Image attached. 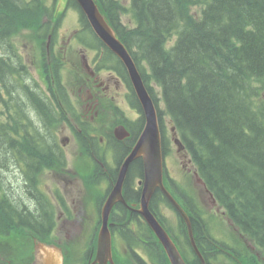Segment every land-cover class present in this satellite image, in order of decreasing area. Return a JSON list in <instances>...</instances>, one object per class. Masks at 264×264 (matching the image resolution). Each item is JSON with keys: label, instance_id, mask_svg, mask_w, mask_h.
<instances>
[{"label": "trees", "instance_id": "obj_1", "mask_svg": "<svg viewBox=\"0 0 264 264\" xmlns=\"http://www.w3.org/2000/svg\"><path fill=\"white\" fill-rule=\"evenodd\" d=\"M64 1L78 9L74 0ZM95 2L131 55L154 101L163 154L167 118L218 207L235 229L264 250V0H129L128 7L118 0ZM126 14L131 15L132 25L122 22ZM53 15L54 9L43 0H0V47L9 45L21 30L49 33ZM80 22L79 36H90L112 58L82 13ZM116 64L122 70L117 60ZM21 72L10 58L0 55L4 93L0 92V103L6 111V118L0 120V246L7 245L6 252L21 240L13 233L19 229L50 243L53 221L48 200L43 202V214L37 213L36 204L17 201L12 192L4 191L1 170L23 167V163L29 168L24 171L30 174L29 182L37 184L42 169L59 162L50 150L54 142L51 145L29 119H23L24 104L15 97L17 86L25 102L47 121L44 130L58 126L41 93L19 82ZM143 124L141 118L121 146L122 157L131 150ZM50 138L55 139L51 130ZM132 176H143L140 159L130 165L124 183L126 200L138 203L140 190L131 186ZM158 194L151 198L153 214ZM192 211L203 210L195 204ZM23 257L22 264H28L31 250ZM14 260L4 264H14Z\"/></svg>", "mask_w": 264, "mask_h": 264}, {"label": "rangeland", "instance_id": "obj_2", "mask_svg": "<svg viewBox=\"0 0 264 264\" xmlns=\"http://www.w3.org/2000/svg\"><path fill=\"white\" fill-rule=\"evenodd\" d=\"M24 1L29 2V0ZM43 1H45L46 6L48 5L54 9V18H52V20L49 22V33L43 30L36 31L34 33L31 32V30H21L17 32L16 35L11 37V42L7 46V50H9L8 53L13 58L11 61L13 62L14 66L27 68L25 72V84H33L34 87L36 86L44 99H49L50 101H59L55 103L57 109L53 108L57 115L58 123V126L56 127L57 129L55 128L56 140L60 142V140L64 137L65 139L68 138L67 141L65 140L63 144L60 142L61 148L63 150V152L60 151V158L62 162L66 163L65 168L68 170L69 174L65 173V175H68L67 179L68 181H70L69 186L62 182L61 188L67 195V201L71 202L70 200L74 199L76 196L78 199L83 200L86 211H88L89 201L96 200L97 194H101L100 189L104 191L107 188L108 175H115L114 171L116 168V160L119 153L112 150L111 147L107 146V140L112 135L111 131L115 126L119 124V120H124L129 126H131V120L136 119L138 116L137 110L136 108L130 107L129 105L116 104L117 118L111 117L110 115L108 123L110 130L108 132L99 130V124L96 121V123L93 125V132L96 136V139L95 141H93L91 148H93L95 151V162L97 163L95 164V169L97 167V171H95V174L97 175V177L96 179L82 178L81 175L85 176L84 174L88 173L91 167L89 165L90 161L85 155L86 151L84 148L87 145L83 147V144L78 139L79 137H86L83 130V124L77 120V117L79 116V106L86 100V93H84L83 90H79L80 80L82 81V67L81 65H79V63H81L82 61V59L80 58L82 54L85 55L87 60L88 56L92 55L95 59L97 49L94 46H90L91 44H94L93 38L88 35L83 36L82 40L87 43L85 44L77 35L78 31L82 30V25L80 22L79 13L74 7L68 6L67 2H65L64 0ZM118 1H120L126 7L129 6V0ZM46 22L48 24V21ZM122 22L127 25H132L131 15H124L122 17ZM54 42L55 47L52 48V44ZM57 42H59L58 45ZM1 49L2 48L0 47V50ZM10 49H13L14 52H11ZM19 58L21 59L20 65H18L17 62ZM101 58V65L110 62V58H107L106 55L101 54ZM47 60L56 62L57 66L53 67L49 64L50 67L48 68V71H46L45 63L47 62ZM107 75V70L102 69L100 70L98 79L100 81H103L107 78ZM1 88L2 86L0 83V89ZM59 91L62 93L60 96ZM57 105L59 106V108L57 107ZM5 112L6 111L0 104V120H4L6 118ZM66 113H68L69 115H67ZM164 121L166 136V154H164L166 159L164 160V163H166L165 170L167 176L172 179L176 187L185 190L191 197H193L190 198L192 200L194 199L193 201L197 202L204 212L211 214L212 217H216L214 223L217 224L212 223L211 225V229L213 232L212 236L222 237L225 245L229 247L228 251L230 255L231 252L233 254L237 252V249H240L244 251L248 257L255 258V255L258 257V260L256 262L248 260V264H264V250L255 246L240 231L235 229L232 224L228 222L227 218L224 215L222 216L220 209L217 210L214 204L210 205V203H208V197L203 193L202 189L200 190V188L190 180V178H192L191 171H193L194 168L192 164L188 165L187 160L183 159L182 155L177 152L176 145L173 144L172 133L170 130V125L168 124V119L165 118ZM104 123L105 121H102L101 125ZM29 129L32 130L30 126ZM76 129H78V131ZM134 129H136V127H134ZM53 135L55 137V133H53ZM98 137H105V145H99L98 141H96L98 140ZM50 141L52 144L53 142H55V139H50ZM18 168L19 166L17 168H11L10 171L1 170V176L3 177L6 185V187L3 188L4 191L8 190L12 192V194L16 196L15 199L17 201H22L23 199V202L25 204H29V202H31V206L36 207L37 205V213H42L45 208L43 202L45 200H48L49 202L51 201L48 193L52 195V193L50 192L54 189V184H56L52 175V166L50 168H46L37 176V184L32 183L29 187L24 184L25 178L24 176H22V169L19 168V171ZM100 168L105 171V175L102 174V172H99L101 171ZM53 172L58 173L55 171ZM63 172L65 171H61L59 173ZM132 177L133 178L131 184H136V180L139 178H137V176ZM87 181L89 182L87 183ZM166 185L169 192L175 198L184 203L180 198H178V196L175 195L171 187H169L168 181H166ZM89 186L95 187L94 193L92 191V188L89 189ZM69 187L71 188L72 192L67 193V191H70ZM97 187L99 189H96ZM27 188L30 190L31 198L34 197L35 201L28 197L29 195L27 194ZM52 205L55 210L59 212L57 205ZM155 212L163 216L165 227L170 231V233L173 234L170 229V223L172 222V218L174 215L171 207L167 206L163 201L162 203H160L157 211ZM97 218L98 216L96 217V221ZM82 219L83 222L86 221V224L83 225L84 230L89 227L87 226L89 221L92 225L90 216L86 215L85 220L84 218ZM96 221L94 220V224L96 223ZM13 233H15V235H20L22 238L18 236L21 238V240L17 244H15L10 251L8 247V252H6L7 245L0 246V264H4L8 259L13 258L15 259L14 264L24 263L25 259L23 257V254L28 253V251L30 252V250L32 252L34 246H36L37 244V242L33 240L32 233L26 229H19ZM89 233L90 232H88L87 230L85 231V234L88 235ZM127 235L130 238L129 241L124 240L122 242L118 237V234H115L113 238V249L115 254L118 256L123 253V247L128 249V247H131L132 244L134 249H137L139 253L144 251L145 248L143 243L138 244L137 248L135 247V244L139 243L138 237L143 238V241L147 242V244H149V242L151 241L149 232L145 227L140 228V231L137 230L135 232H130ZM48 236L49 241L54 242L55 237H57V240L60 241L61 244H63V247L65 245L70 246L72 252L71 257L69 258V264H72L73 261H77V264H82V254L87 249L86 243L81 245L79 244L80 241H67L65 238L66 235L61 228L58 230L56 236H53L49 233ZM147 244H145L146 247ZM68 251L65 250V252ZM20 256L21 260L16 261V258ZM150 259L152 260L153 264L158 262V260H155L152 257H150ZM220 262L221 264H236L235 262L229 260H221ZM238 264H240L239 257Z\"/></svg>", "mask_w": 264, "mask_h": 264}, {"label": "flooded vegetation", "instance_id": "obj_3", "mask_svg": "<svg viewBox=\"0 0 264 264\" xmlns=\"http://www.w3.org/2000/svg\"><path fill=\"white\" fill-rule=\"evenodd\" d=\"M54 44L55 42L52 44V48L55 47ZM58 44L59 42H57V45ZM10 51L14 52L13 49H10ZM101 54L107 55L103 48L97 49L95 59L93 58V55L88 56V60L86 59L84 54L80 56V58L82 59L80 63L82 67L81 69L83 73L87 74V77L86 76L82 77V81L80 82V85H79V90H83L84 93H86L85 95L86 100L85 102L81 103L79 106V109H78L79 116L77 117V120L83 125L86 124L87 128H89L90 126L93 127L96 121L98 123V120L105 121L108 118H110V115L111 117H113L117 109L116 104L118 105L125 104V105L130 106L132 102L133 92L131 88L129 87V82L127 81V78H125L123 74L121 73V71L118 68H116L113 64H111L110 62H107L101 65V59H102ZM11 59L13 58L11 57ZM86 60L90 66V70H91L90 73L92 74H89L84 67ZM17 62H18V65H20L21 59L19 58ZM49 64L53 67L57 66L56 62L47 60V62L45 63L46 71H47V66L50 67ZM16 67L22 71H25L27 69L24 67H18V66ZM102 69L107 70L108 75L106 79H104L103 81H100L98 79V75L100 73V70ZM21 102L24 104L23 107L25 109V114H26V116H24L23 119L24 120L29 119L28 123H30L31 125H34L33 118L35 117V114L36 116H38L39 119H41L40 118L41 115L37 113L35 108L31 106V104L28 103V101L25 102V100H21ZM56 102H59V101L52 100L54 108H56L55 106ZM57 107L59 108L58 105ZM66 114L69 115L68 113ZM42 122H43V128L41 129L44 130L47 121L44 119ZM50 130H45L41 134H43L44 138H49L47 140L51 144ZM76 130L78 131V129ZM99 130L104 131L101 128H99ZM63 139H61L60 142L63 141ZM98 140L102 142L103 138L98 137ZM60 142L56 140V131H55V142L53 143L52 151H54L53 153L58 157L59 162L50 163L49 166L47 165L42 170L43 172L46 168H50L52 166L51 170L58 172V173H54L52 171L53 179L55 180L56 184H54V189L50 192L52 193V195L48 193V196L50 197V200H51L50 202L54 205L56 204L57 208L59 209V212L56 211L53 205L49 202L51 205L50 215L53 221V227L50 229L49 234L56 236L58 230L61 228L64 234L66 235L65 238L67 241L69 242H79L80 241L79 244L81 245L86 243L87 249L83 252L82 256H85L87 260L92 261L93 260L92 254L94 252L93 240H94V235L95 233H97V230H98V228L96 229V225L98 224V227H99L101 205L112 189L113 176L108 175V185L105 191H102L100 189V192L103 193V196L100 198L96 196V200L89 201V203L91 204L88 203V206H89L88 211H86V207L84 205L83 200L78 199L76 196L74 199L70 200L71 202L67 201V198H66L67 195L65 191H63V189L61 188L62 187L61 183L63 182L67 186H69L70 181H68L67 179L68 175H65V173L69 174V172L65 167L60 166L61 164L60 151L63 152ZM91 147L92 146L89 145V146H86L84 149L86 151L85 154H87L86 157L90 159L91 163H93L95 162L96 158H95V151ZM181 155H182V158L183 157L186 158L185 155L184 156L183 154ZM20 165L23 166L19 168H21L23 171L22 176H24L25 178L24 184L27 187H29L30 184L32 183L34 184V181L29 182L30 174L29 173H27V175L24 174V171L28 172L29 168L27 166H24L23 163H20ZM19 168L18 170L20 171ZM93 170L94 168L92 166V171ZM100 170L101 171L99 172H102V174L105 175V171H103L102 168H100ZM61 171H65V172L59 173ZM95 171H97V167ZM96 177H97L96 174L92 176L93 179H96ZM96 189H99V188L97 187ZM70 192H72L71 188H70V191H67V193H70ZM27 194L29 195L28 197L31 198L29 189L27 190ZM123 194H124V197H126L127 192L124 188H123ZM158 195L159 196L157 197L156 202L160 198V194ZM31 199L35 201L34 197H32ZM182 199L185 204L182 202L181 204H183V206H185L188 209L187 216L189 219L190 226L192 227V230L194 231L193 232L194 240H195L196 246L200 252L201 258L203 259L204 263L205 264H221L220 262L221 260L238 261L237 252L233 254L231 252V255H230L228 251L229 247L225 245V242L222 239V237L212 236L213 232L211 229V225L212 223H214V220L216 219V217L215 216L212 217V215L208 214L207 212L194 213L191 210L192 208H195V204L192 201V199L189 198L187 195L182 196ZM207 200H208V203H210V205L214 204L213 201L209 200V197ZM131 207H132V210H129L122 203L115 204V208L113 210L118 211V212H116L113 216L111 214V219H110V232L112 236V242H113V238L115 234H118V236H128L127 234H129L130 232H135L137 230L140 231V228L144 227V223H145L144 219L140 216V214H138L135 211V208L133 207V205ZM153 209H154V206H153ZM43 211H42V214H43ZM173 214L174 215L172 218V222L170 223V229L173 232V234L170 233L168 229H165L166 232L176 244L186 264H203V262L201 261V258L196 254L189 240L185 242L184 227L186 229V226H185L183 217H181L182 215L180 216L176 212ZM86 215L90 216V220H92V225L90 224V221H89L87 225L89 227L84 230L83 225L86 224V221L83 222L82 218H84L85 220ZM156 215L159 220L161 218L162 225L165 227L164 222H163V216L157 213ZM97 216L99 219L97 218V221H96ZM94 220L96 221L95 224H94ZM214 224H217V223H214ZM182 225H184V227ZM86 230L90 232L88 235L85 234ZM181 239H184V242L180 243ZM33 240H35V238H33ZM120 240L123 242L121 238ZM138 241L139 243L135 244V247L137 248L138 244L143 243L144 248L146 250V251L144 250L145 252L142 251L141 253H139L137 249H134L133 245H131V247H128V249L123 247V253L120 256H116L115 254H113L112 256L113 262L115 264H153L152 260L150 259V257H152L155 260L158 259V262L155 264L169 263L166 255L163 253L161 249V246L158 245L157 240H155L156 244H153L154 243L153 241H150L149 244H147L146 242L143 241V238L138 237ZM177 242H179L180 244ZM54 243L55 244L49 245V246L59 247L61 249V252H63V250L64 252L65 250L68 251V248H69L68 252H69V255L71 256L72 250L70 246L65 245L63 247V244H61L60 241L57 240V237H55ZM145 244H147V247ZM37 245L39 244H36V246H34L33 257L29 264L38 263ZM68 252H65V253H68ZM164 255H165V258H163ZM40 264H43V261H41Z\"/></svg>", "mask_w": 264, "mask_h": 264}, {"label": "water", "instance_id": "obj_4", "mask_svg": "<svg viewBox=\"0 0 264 264\" xmlns=\"http://www.w3.org/2000/svg\"><path fill=\"white\" fill-rule=\"evenodd\" d=\"M78 7L86 17L89 26L95 35L111 50L116 57L122 62L129 75L131 84L133 86L136 97L141 105L144 115V127L138 139L136 140L132 150L125 157L121 166L119 167L115 184L109 194L101 212L102 226L98 235L97 252L94 264H107L111 261V238L108 230L107 222L111 208L117 202L123 204L122 187L129 166L137 159H141L143 166V182L140 195V208L137 211L147 222L158 240L160 241L170 264H185L179 255L174 244L159 225L154 216L148 208L150 198L154 191L159 188L172 205L182 213L177 203L173 200L170 194L164 189L162 184V153H161V136L158 128L157 113L154 104L148 95L142 79L132 61L129 53L123 44L115 36L112 28L107 24L103 16L98 10L94 0H75ZM173 131V128L171 129ZM115 136L118 140H123L128 136V133L122 128L115 129ZM174 143L181 146L177 138ZM191 244L194 246L196 252L197 248L193 240V235L188 229ZM37 259L40 264L46 253H55L56 259H52L49 264H60L61 254L60 250L43 244L37 245ZM198 253V252H197ZM44 264H47L46 262Z\"/></svg>", "mask_w": 264, "mask_h": 264}, {"label": "bare ground", "instance_id": "obj_5", "mask_svg": "<svg viewBox=\"0 0 264 264\" xmlns=\"http://www.w3.org/2000/svg\"><path fill=\"white\" fill-rule=\"evenodd\" d=\"M33 120H34V122L37 124V130H38V132H41V128H43V122H42V120L41 119H39L38 118V116H35L34 118H33ZM52 145V144H51ZM51 151L53 150V146H51V149H50ZM56 259V254L55 253H46L45 255H44V257H43V264L46 262L47 264H49L50 263V261L52 260V259Z\"/></svg>", "mask_w": 264, "mask_h": 264}]
</instances>
